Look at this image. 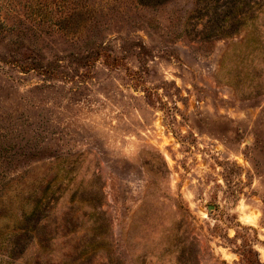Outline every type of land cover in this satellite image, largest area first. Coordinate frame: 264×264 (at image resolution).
I'll list each match as a JSON object with an SVG mask.
<instances>
[{
    "label": "rangeland",
    "instance_id": "rangeland-1",
    "mask_svg": "<svg viewBox=\"0 0 264 264\" xmlns=\"http://www.w3.org/2000/svg\"><path fill=\"white\" fill-rule=\"evenodd\" d=\"M242 2L0 0V264H264V0Z\"/></svg>",
    "mask_w": 264,
    "mask_h": 264
},
{
    "label": "trees",
    "instance_id": "trees-1",
    "mask_svg": "<svg viewBox=\"0 0 264 264\" xmlns=\"http://www.w3.org/2000/svg\"><path fill=\"white\" fill-rule=\"evenodd\" d=\"M203 2L205 1H210L211 3H214V8L212 10V18L219 20V19H224L227 16H230L232 20L242 17L246 13L244 12L243 9H238L239 3H243L242 0H202ZM257 2H254V4H259V1L261 0H256ZM224 7H227L225 10ZM248 9H252V7H246ZM223 28L221 25H216L212 28V31H216ZM234 29V28H233Z\"/></svg>",
    "mask_w": 264,
    "mask_h": 264
}]
</instances>
